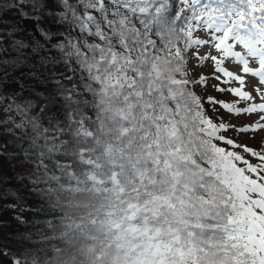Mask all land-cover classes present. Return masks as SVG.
Masks as SVG:
<instances>
[{
    "label": "snow or ice",
    "instance_id": "obj_1",
    "mask_svg": "<svg viewBox=\"0 0 264 264\" xmlns=\"http://www.w3.org/2000/svg\"><path fill=\"white\" fill-rule=\"evenodd\" d=\"M0 139V264H264V0H0Z\"/></svg>",
    "mask_w": 264,
    "mask_h": 264
},
{
    "label": "trees",
    "instance_id": "obj_2",
    "mask_svg": "<svg viewBox=\"0 0 264 264\" xmlns=\"http://www.w3.org/2000/svg\"><path fill=\"white\" fill-rule=\"evenodd\" d=\"M0 143H3V139H0ZM9 151H19V147L16 145L14 141L9 143ZM24 165L16 164V170H23ZM7 171V169H6ZM11 175V173H8ZM14 213L5 212L0 209V220L8 221L9 226L0 229V240H2L5 236L9 238L10 246L13 248L19 247L17 241L19 240V235L23 234L27 231V229L23 225H17L13 220L12 216ZM29 218H31V214H28Z\"/></svg>",
    "mask_w": 264,
    "mask_h": 264
},
{
    "label": "rangeland",
    "instance_id": "obj_3",
    "mask_svg": "<svg viewBox=\"0 0 264 264\" xmlns=\"http://www.w3.org/2000/svg\"><path fill=\"white\" fill-rule=\"evenodd\" d=\"M208 94L209 95L218 96V97L224 98V99H230V97H228L227 94L221 95V94L216 93V92H214L212 90H209ZM247 143L252 144V141H247ZM251 162L256 163V161L254 159Z\"/></svg>",
    "mask_w": 264,
    "mask_h": 264
}]
</instances>
